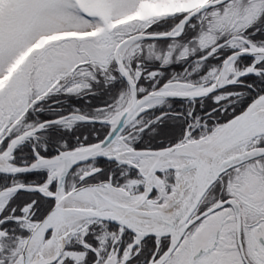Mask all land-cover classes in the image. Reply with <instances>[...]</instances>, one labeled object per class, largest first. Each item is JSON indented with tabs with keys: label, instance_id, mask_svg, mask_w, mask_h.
<instances>
[{
	"label": "snow or ice",
	"instance_id": "snow-or-ice-1",
	"mask_svg": "<svg viewBox=\"0 0 264 264\" xmlns=\"http://www.w3.org/2000/svg\"><path fill=\"white\" fill-rule=\"evenodd\" d=\"M0 264H264V0H0Z\"/></svg>",
	"mask_w": 264,
	"mask_h": 264
}]
</instances>
